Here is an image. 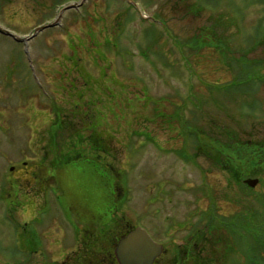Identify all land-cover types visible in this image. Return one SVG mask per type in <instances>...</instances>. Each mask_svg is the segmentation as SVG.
<instances>
[{"label":"rangeland","instance_id":"rangeland-1","mask_svg":"<svg viewBox=\"0 0 264 264\" xmlns=\"http://www.w3.org/2000/svg\"><path fill=\"white\" fill-rule=\"evenodd\" d=\"M54 3L53 0H0V26L22 37L31 36L35 28L57 18L62 6L53 12ZM128 3L133 5L131 22L124 13ZM80 10L66 11L59 26L32 37L28 45L30 60L24 44L0 35V192L1 187H9L2 185L1 179L10 174L11 166L19 167L23 161L41 162L40 157L46 164L43 170L52 166L55 153L49 128L56 118L53 103L70 118L76 96L81 95L85 105L88 101L92 103L89 112L95 116L99 111L109 113L113 93L119 100L132 98L134 109H139L141 116L139 122L129 108L125 109L126 118L134 120L133 125L122 121L116 135L118 141L114 142L117 158L107 156L115 172L120 173V196L115 201L120 197L126 200L122 208V201L118 204L121 209L117 216H123V222L146 227L171 256L174 247L184 245L189 230L188 226L177 225L187 219L192 223L199 221L200 211L208 206V200L196 190L203 181L206 194L217 193L222 214H234L249 205L254 211L260 210L264 220V208L259 204L260 197H264V181L252 191L245 189L251 192L246 195L229 181L227 172L213 167L200 155L197 159L200 167L211 170L202 176L200 167L184 161L175 151L183 146V137H188L189 131L187 136L180 135L181 128L176 123L169 128L160 116L153 114L155 109L162 115L178 109L184 118L199 123L202 127L199 131L207 135L210 132L216 135L217 126L230 125L239 133L242 127L246 139H264L263 111L257 110L255 117H249L250 113L237 107L239 97L246 98L239 90L221 103L217 90L211 92L207 87L231 81L234 76L229 67L238 63L250 46L260 39L264 41V0H87ZM87 13L98 19L95 23L92 17L88 18L89 23L93 22L94 39L86 36L89 23L83 18ZM156 16L163 17L167 28ZM219 19L223 23H217ZM152 22L159 28L155 31L157 36L146 32L153 27ZM207 26L215 31L205 37L207 46L197 53L190 40ZM219 39L224 56L215 49ZM80 41L83 45L77 46ZM177 42H184L181 51ZM98 43L101 46H95ZM148 46L152 48L153 52L149 53L155 65L141 53L140 48L148 50ZM73 53L77 66L70 60ZM246 56L248 60L264 59V43L254 46ZM16 58L20 61L19 71L13 68ZM162 61H168L169 67ZM8 78L12 82L10 87ZM256 96L264 109V83L258 87ZM156 100L162 104L160 110L153 109ZM109 116L110 123H105L104 128H109L111 133L116 126ZM78 117L73 121L76 127ZM68 134L65 131L56 138L64 144L71 140ZM145 135H150L153 141ZM57 171L62 179L64 169ZM76 175L68 178L67 184L91 188L87 182H80V169ZM101 178L99 173L96 182H101ZM255 178L264 179L262 176L244 179ZM56 182L53 180L52 184ZM102 185L105 186L104 181ZM53 189L56 186L51 191L48 189L47 194L36 188L19 194L14 191L10 199H16L18 204L12 212L6 208L8 199L0 200V264H51V259L61 260L56 255L44 257V201L55 206ZM1 194L7 197L6 193ZM235 198V204H231ZM239 243L242 250L247 249L241 238ZM239 254L231 258L240 259ZM256 258L258 264H264V253Z\"/></svg>","mask_w":264,"mask_h":264},{"label":"trees","instance_id":"trees-1","mask_svg":"<svg viewBox=\"0 0 264 264\" xmlns=\"http://www.w3.org/2000/svg\"><path fill=\"white\" fill-rule=\"evenodd\" d=\"M70 1L72 0H53V2H55L53 12H55V9L60 5L62 6ZM190 7L194 8V5L191 4ZM191 8L190 10H192ZM132 9L133 7L129 4L124 12L126 13V16L129 17V22H131L133 17L130 12ZM198 9V6H196V10ZM89 17H92L95 23L98 21V19L90 13H87L84 15V18H81L89 23ZM48 18H50V20L52 19L51 17ZM155 18L163 26H167L163 17L156 16ZM47 20L49 19H46V21ZM216 22L223 23V20L219 19ZM92 24L91 22L88 24L89 32H87L86 36L94 39L93 36L95 34L93 32V26H91ZM152 26V28L146 29V32L151 36H157L155 35V31L158 26L155 22H152ZM213 29H210L209 26L202 27L199 30V34L191 38L190 43L194 51L200 53L203 48L207 46L205 37L208 36L210 31L214 32L215 28ZM165 31H167V29H165ZM160 33L166 35L162 30H160ZM80 42L81 44L77 43V46L83 45V42ZM107 42L109 45V38H107ZM221 42L222 40L219 39V44L215 49L224 56ZM261 43H264L262 39L255 43L254 46H258ZM177 45L181 51L184 42H177ZM95 46L101 45L98 43L95 44ZM254 46H250L246 52L238 58V63L235 62L234 66L229 67L233 69L234 78H232L231 81L215 84L214 87L209 84L207 86L211 92L213 89L217 90L215 92H217L218 99L221 103L226 102V100L233 95V92L239 90V92L244 94L246 98L239 97L240 104H237V107H239V111L250 113L249 117H255L257 110L264 112L263 106H261L262 103H259L256 96L258 87L264 83V59L253 58L252 60H248L246 56L247 52L252 50ZM146 48L148 50L140 48L142 50L141 53L146 60L153 63L149 53L153 52L152 48L150 46ZM159 53L163 56L162 52ZM75 59L76 56H74L73 53L70 60H72L73 64H76L77 66L78 62H75L77 60ZM187 60L189 59H186V61ZM163 63L169 67L168 61H164ZM188 64L189 62L187 61L186 66L189 69L191 66ZM13 68L16 71H19L20 61L18 58H16V63ZM111 96L112 102L108 108L109 113L99 111L98 115L95 116L94 113H90V105L92 103L88 101L85 105V102H82L84 96L81 95L76 96L77 99L74 104L75 110L70 118L65 117L59 105L56 106V104L53 103L56 118L50 125L49 132L51 137L54 138L60 136L65 131H69L68 135L71 139L69 142H64V144H53V152L55 153V158L52 162L53 167L56 170L63 168L65 171V179L74 177V175L77 176L76 172L80 169L82 174L80 182H87L88 187H94L93 189L90 188L92 191L90 198L112 202L113 213L112 216H109L112 219L109 229L115 232L117 225L121 223L120 220L118 221L117 216V213L120 210L118 204L122 201V207L126 200L124 197H120L121 199L119 198V200L115 201V198H117L116 194H119L118 190L119 187H121L119 181L120 173L118 175L115 172L113 165L107 161V158L109 156L117 158L114 152V142L118 141L116 135L119 133L122 121L133 125L134 120H127L126 117H128V111L125 109L129 108L128 110L132 112L133 118L137 116L139 122L141 121V116L139 115L140 112H138L139 109H134L135 106H133L134 101L132 98L123 100L124 97H122L119 100L117 99V95L111 93ZM223 98H225V101ZM161 105L162 104L159 103V100H156L153 109L158 108V110H160ZM186 107L187 105L185 108ZM153 114L157 117L160 116L163 124H167V127L169 128L176 123L181 128L180 135L184 136L185 134V136H187V132L189 131L188 137H183V146L180 149L175 150L177 156L184 161L196 164L200 167L197 161L198 157L200 155L206 157L213 167L219 168L222 172H227L229 181L238 186L240 191L242 193L244 192L246 195L251 192L244 190L247 189L252 191V189L243 183L244 178L247 176H262L264 178V139L256 141L246 139L242 135L245 132L242 127H240L239 133L236 128L231 127L230 125L223 127L217 126L216 129L218 131L216 132V135H213L211 132L207 135V133L205 134L203 131H199L200 128L202 129L199 123L184 118L178 113V109L174 110L173 113H165L163 115L155 109L153 110ZM108 115L114 120L111 121V123L116 126L111 133L109 132V128H104L105 123L108 125L110 123V120H107ZM77 116H79L77 122L78 127L73 123V121H76ZM83 117H87L89 121H83ZM66 119H71V121H67ZM143 123H145V121H143ZM191 126L193 127L190 128ZM250 126L254 127L253 125ZM101 127L102 129H100ZM146 129L147 128H145V130ZM145 136L150 141H153V138H150V135ZM201 171L203 175H206L207 173H210L211 170L201 168ZM99 173L102 177L101 182H96L95 178H99ZM103 181L105 186L102 185ZM263 181L264 179L261 180L262 183ZM82 189L85 188L82 187ZM196 190L201 196L208 200V206L206 209L200 211L199 221L192 223L187 219L184 222L179 223L181 228L189 227L188 234L185 237V244L187 248L189 247L192 251V253L188 254V257H185V253H183L184 250L180 252L179 247L175 248L177 253L176 259H180V264H252L253 262L258 264L256 257L264 253V220L260 217V210L255 209L254 211L249 205H246L241 211L238 210V212H235L234 214L225 215L220 212L221 208L219 207L216 198L217 193H211V196L206 194L204 181L196 187ZM93 193L95 195L94 198L92 197ZM16 194H18V192H16ZM119 196L120 195H118V197ZM86 198H88V196ZM236 199L237 198H235L234 202L231 204H235ZM259 204L264 208V197H260ZM102 207L104 208L105 206ZM14 208L15 206L10 208V211L12 212ZM128 222L131 224L130 221ZM129 223L128 229L124 228V230L121 231L120 236L126 234V232L131 229ZM251 234H255V236ZM240 238L244 244H246V250L240 248ZM180 248L182 249L183 247L180 246ZM203 248L206 251V255L200 253ZM249 249L251 252H248ZM238 252L241 253V255L239 254L240 259L231 258ZM243 256L246 261H244V263H242Z\"/></svg>","mask_w":264,"mask_h":264},{"label":"flooded vegetation","instance_id":"flooded-vegetation-1","mask_svg":"<svg viewBox=\"0 0 264 264\" xmlns=\"http://www.w3.org/2000/svg\"><path fill=\"white\" fill-rule=\"evenodd\" d=\"M8 80L10 87L12 82L10 78ZM39 86L44 93L42 85L39 84ZM3 87L5 88V85ZM29 89L33 94L32 88ZM59 140L61 139L56 137L50 138L52 143H60ZM36 154L38 155V153ZM39 159L41 162L23 161L19 167L11 166L10 174L4 175L1 179V184L9 187L7 189L1 187V190L7 194V197H4L5 201L8 199L6 203L14 205L17 200L10 199L13 197L14 191L25 190L28 192L31 188H36L37 190L43 189L44 194H47L51 191V187L56 186V190H52L56 194L53 203L55 206H49L47 201H44V257L56 255L61 258V260L51 259V264H119L116 257V245L123 236H120L121 231L124 228L128 229L129 222H123L125 218L120 216L118 221L120 220L121 224H118L117 229L113 232L109 229L112 221L109 216H112L113 213L112 202L90 198L92 193L90 189L67 184L68 179L65 177L59 179L58 171L53 167V163L49 170L46 171L45 168L43 170V165L46 164L42 162L43 157ZM53 180L57 182L52 184ZM91 188L94 187L91 186ZM94 193L93 198L95 197ZM87 196L88 198H86ZM122 223H124L123 226ZM130 225L132 226V223ZM177 247L180 252L184 250L185 257L192 253L186 244L182 249L180 245ZM201 251L202 255H206L204 248ZM171 253L169 256L168 249L163 244V252L154 264H180V259H176L175 247ZM165 257H169V259L165 260Z\"/></svg>","mask_w":264,"mask_h":264},{"label":"water","instance_id":"water-1","mask_svg":"<svg viewBox=\"0 0 264 264\" xmlns=\"http://www.w3.org/2000/svg\"><path fill=\"white\" fill-rule=\"evenodd\" d=\"M85 0L80 2H74L65 6L57 20L55 22L40 26L36 29L35 33L41 32L47 28L56 26L62 14L69 9H79V7L84 3ZM0 33L10 35L17 41H25L31 39L35 34L31 36L20 38L13 34L7 29L0 26ZM245 183L250 187H255L259 183V179H247ZM163 246L157 243L145 228L137 227L125 236H123L116 246V257L120 264H153L155 260L162 254Z\"/></svg>","mask_w":264,"mask_h":264}]
</instances>
